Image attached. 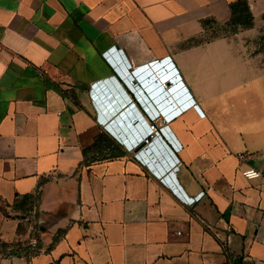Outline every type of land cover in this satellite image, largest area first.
Returning <instances> with one entry per match:
<instances>
[{
    "label": "crops",
    "instance_id": "1",
    "mask_svg": "<svg viewBox=\"0 0 264 264\" xmlns=\"http://www.w3.org/2000/svg\"><path fill=\"white\" fill-rule=\"evenodd\" d=\"M234 1L0 0V264H264V51L200 38Z\"/></svg>",
    "mask_w": 264,
    "mask_h": 264
},
{
    "label": "built area",
    "instance_id": "2",
    "mask_svg": "<svg viewBox=\"0 0 264 264\" xmlns=\"http://www.w3.org/2000/svg\"><path fill=\"white\" fill-rule=\"evenodd\" d=\"M167 58H169V57H167ZM163 61H164L163 63L168 62V60H163ZM156 62L157 61H153L150 63V65H151L150 69L152 67L157 69L158 63H156ZM167 67L169 69L168 73H165L166 70H164V68H161V69L158 68V70L160 72L157 74L158 76H160V79H163L162 83L165 86V88L167 87L166 86L167 80H169V79L172 80L176 76L174 69L177 70V68L175 67V64L172 63V61L167 63ZM162 69L164 71H162ZM125 76H126V79L128 80L129 86L136 85L135 79L131 76L130 73H127ZM170 120L171 119L165 115L164 111L157 110L155 112V114L152 116V118L150 120H148V132H147L146 136L142 139V142L144 144L152 143L157 137H159L162 130L169 126ZM171 137L172 136H170L169 138H171ZM247 155H248L247 153L241 152V153H238L237 156H238V159L240 160V162H243L246 159ZM263 157H264V154H263ZM241 173L243 174V176H245L248 179L258 178V177L264 175V172L260 168H257L253 165H248L247 167H245L244 169L241 170ZM31 244L34 247L37 245L36 238L32 239Z\"/></svg>",
    "mask_w": 264,
    "mask_h": 264
},
{
    "label": "trees",
    "instance_id": "3",
    "mask_svg": "<svg viewBox=\"0 0 264 264\" xmlns=\"http://www.w3.org/2000/svg\"><path fill=\"white\" fill-rule=\"evenodd\" d=\"M231 7V17H230V24L233 25H244L247 27H252L254 24V20H255V16L253 15L252 11H251V7L249 4L248 0H236L234 2H232L230 4ZM261 19L264 20V13L261 15L260 17ZM173 134H168L167 138H169L170 136H172ZM173 136L171 138H169L170 140H172L171 142H173ZM106 143V139H104L103 135H100L95 143L94 146H98L100 144ZM35 198H37L36 195L33 194H26L24 196H17L16 200L14 202V208L17 210H22L24 208H26L29 204L28 200H33L35 201ZM57 239V238H56ZM28 242V241H27ZM26 242V243H27ZM0 247L2 248V250L8 254V249H11V253L12 254H17V253H26L27 255H29L28 253L30 252L28 246H24L22 243H1ZM235 264H244L243 259L242 258H238L236 260Z\"/></svg>",
    "mask_w": 264,
    "mask_h": 264
},
{
    "label": "rangeland",
    "instance_id": "4",
    "mask_svg": "<svg viewBox=\"0 0 264 264\" xmlns=\"http://www.w3.org/2000/svg\"><path fill=\"white\" fill-rule=\"evenodd\" d=\"M230 20V19H229ZM229 20L218 21L210 19L206 24V31L200 37L201 39H210L215 37H221L226 35H235L238 33L239 39H253L258 41L256 43L255 50L264 51V20L257 18L254 20L252 27L244 25H233L230 24ZM30 215V207L25 208L20 212V216L26 218Z\"/></svg>",
    "mask_w": 264,
    "mask_h": 264
},
{
    "label": "water",
    "instance_id": "5",
    "mask_svg": "<svg viewBox=\"0 0 264 264\" xmlns=\"http://www.w3.org/2000/svg\"><path fill=\"white\" fill-rule=\"evenodd\" d=\"M160 64H158V67H157V69L158 68H160ZM157 69L156 68H151L150 70L153 72V74L155 75V77L157 78V81L159 82V85L161 86V87H164L165 88V86L163 85V79H160V76H157V74H155L156 73V71H157ZM155 71V72H154ZM174 72L176 73L175 75L177 76V70H175L174 69ZM178 78H179V76H177ZM174 79H176V78H174ZM173 80V79H172ZM171 85V81L170 80H167V82H166V86L168 87V86H170ZM143 145H145V144H143Z\"/></svg>",
    "mask_w": 264,
    "mask_h": 264
}]
</instances>
